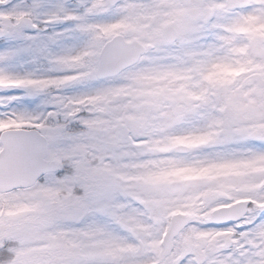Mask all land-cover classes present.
<instances>
[{"label": "snow or ice", "instance_id": "obj_1", "mask_svg": "<svg viewBox=\"0 0 264 264\" xmlns=\"http://www.w3.org/2000/svg\"><path fill=\"white\" fill-rule=\"evenodd\" d=\"M0 264H264V0H0Z\"/></svg>", "mask_w": 264, "mask_h": 264}]
</instances>
